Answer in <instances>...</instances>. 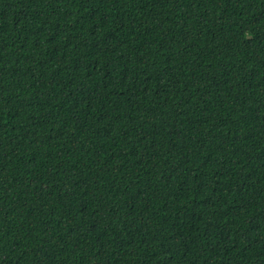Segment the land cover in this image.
Listing matches in <instances>:
<instances>
[{
  "label": "trees",
  "instance_id": "16d2710c",
  "mask_svg": "<svg viewBox=\"0 0 264 264\" xmlns=\"http://www.w3.org/2000/svg\"><path fill=\"white\" fill-rule=\"evenodd\" d=\"M0 264H264V0H0Z\"/></svg>",
  "mask_w": 264,
  "mask_h": 264
}]
</instances>
